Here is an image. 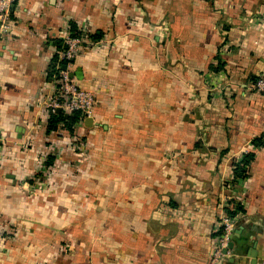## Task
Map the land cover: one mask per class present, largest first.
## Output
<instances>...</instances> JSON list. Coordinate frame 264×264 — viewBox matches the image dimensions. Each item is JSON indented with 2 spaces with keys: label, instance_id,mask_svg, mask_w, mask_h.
I'll list each match as a JSON object with an SVG mask.
<instances>
[{
  "label": "crops",
  "instance_id": "0c3cea01",
  "mask_svg": "<svg viewBox=\"0 0 264 264\" xmlns=\"http://www.w3.org/2000/svg\"><path fill=\"white\" fill-rule=\"evenodd\" d=\"M70 24L97 37L66 66L94 95L80 144L48 133L40 105ZM262 75L264 0H15L0 34V264H264ZM225 202L233 247L211 263Z\"/></svg>",
  "mask_w": 264,
  "mask_h": 264
},
{
  "label": "built area",
  "instance_id": "2783aa9c",
  "mask_svg": "<svg viewBox=\"0 0 264 264\" xmlns=\"http://www.w3.org/2000/svg\"><path fill=\"white\" fill-rule=\"evenodd\" d=\"M14 1L15 0H0V34L6 31L10 9ZM83 44H91L86 35L71 37L68 32L63 35L62 49L58 56L60 60L62 59L67 62L64 66L65 70H62V66H56L58 73L52 75L50 82L52 85L51 94L46 95L40 101V105L47 118L51 114L56 113L57 110L66 115L77 111L80 112L81 119L73 127V133L71 135L75 144H80V139L75 130L83 128L84 121L90 117L91 109L94 104V95L91 92L80 88L78 84L69 77V72L66 70V66L78 55ZM253 89L264 97V75L260 76L254 82ZM262 137L264 139V124ZM44 163L45 161H43L42 168H40V173L42 175L49 174V170ZM227 211H234V205L231 204V202H225L222 205L218 220V232L220 233L215 239L211 263L220 257L226 256L229 251L228 244L234 231V216H230ZM224 250H226L225 254L223 253Z\"/></svg>",
  "mask_w": 264,
  "mask_h": 264
},
{
  "label": "trees",
  "instance_id": "16d2710c",
  "mask_svg": "<svg viewBox=\"0 0 264 264\" xmlns=\"http://www.w3.org/2000/svg\"><path fill=\"white\" fill-rule=\"evenodd\" d=\"M69 30H68V34L71 37H80L83 36L84 34H82L80 31H77L75 29V26L70 24L69 25ZM89 39H91L92 41H96V36L93 35H89L88 36ZM58 47H60L62 49V42H59ZM59 56L54 57L53 62L51 64V68L48 74V77L51 78L52 75H55L58 73V70H56V66L59 65L61 66H65L67 64V62L65 60H60L58 61ZM220 66L217 67H210V69H212L213 72H216L219 70ZM81 119V114L80 112H73L69 115H65L62 113H54L51 114L48 117V121H47V126H46V131L49 132H55V131H66L68 134L72 135L73 133V127L77 124V122ZM264 145V139L263 137L261 138H257L252 142V146L254 148H260ZM254 158V153L252 152H248L245 154H242V156L240 157L239 160H237L236 162H233L232 164V176L234 180L237 179H243L244 177H246L248 169L251 165V162ZM51 161L50 158H48L46 160V165H50ZM227 213L230 216H234V211H227ZM220 232H218L219 234Z\"/></svg>",
  "mask_w": 264,
  "mask_h": 264
},
{
  "label": "water",
  "instance_id": "95a60500",
  "mask_svg": "<svg viewBox=\"0 0 264 264\" xmlns=\"http://www.w3.org/2000/svg\"><path fill=\"white\" fill-rule=\"evenodd\" d=\"M62 70H65V67H64V66H62ZM73 75H74V74H71V73H70V74H69V77L72 78ZM56 113H60V111L57 110ZM65 115H66V114H65ZM86 120H87V122L90 121L89 118H87ZM233 233H234V231H233ZM233 233H232V235H231V237H230V242H229V244H228V249H229V250H231L232 247H233V242H232V238H233V236H234ZM223 253L225 254V253H226V250H224ZM248 257L252 258L253 260L256 259V254L254 253V250H250V249L248 250Z\"/></svg>",
  "mask_w": 264,
  "mask_h": 264
},
{
  "label": "rangeland",
  "instance_id": "374dc122",
  "mask_svg": "<svg viewBox=\"0 0 264 264\" xmlns=\"http://www.w3.org/2000/svg\"><path fill=\"white\" fill-rule=\"evenodd\" d=\"M40 174H41V173H40ZM40 177L43 178V181L40 182V183H39V182L36 183L38 189H41V187L43 186L44 182H46L47 180H49V178H51V175H50V174H45V175H42V174H41ZM31 191H32V192H33V191H36V188H32ZM68 237H69V236H67V239L64 240V242L69 243V242L71 241V239H69ZM69 245H70V243H69ZM68 248H69V247H66V244H65V246L62 247V251L64 250V251L67 252V251H68Z\"/></svg>",
  "mask_w": 264,
  "mask_h": 264
}]
</instances>
